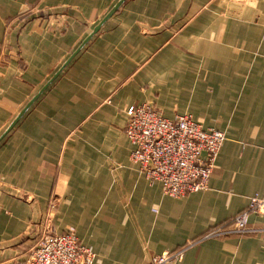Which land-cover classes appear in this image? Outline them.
I'll return each mask as SVG.
<instances>
[{
    "label": "crops",
    "instance_id": "1",
    "mask_svg": "<svg viewBox=\"0 0 264 264\" xmlns=\"http://www.w3.org/2000/svg\"><path fill=\"white\" fill-rule=\"evenodd\" d=\"M117 1L0 0V135ZM142 104L225 133L206 189L171 197L140 172L126 126ZM255 194L264 0H127L0 143V264H24L35 219L38 234L73 228L94 264H149L197 240L178 264H264V213L256 231L204 238Z\"/></svg>",
    "mask_w": 264,
    "mask_h": 264
},
{
    "label": "built area",
    "instance_id": "2",
    "mask_svg": "<svg viewBox=\"0 0 264 264\" xmlns=\"http://www.w3.org/2000/svg\"><path fill=\"white\" fill-rule=\"evenodd\" d=\"M126 133L132 161L151 181L163 183L171 197H183L206 189L226 140L223 131L205 129L191 114L167 118L150 104L129 108ZM264 213V194L251 196L248 207L232 221L211 229L204 238L256 231L250 216ZM199 241V240H197ZM197 241L152 257L149 264H178ZM95 253L81 243L72 228L59 233L44 227L34 240L24 264H94Z\"/></svg>",
    "mask_w": 264,
    "mask_h": 264
},
{
    "label": "water",
    "instance_id": "3",
    "mask_svg": "<svg viewBox=\"0 0 264 264\" xmlns=\"http://www.w3.org/2000/svg\"><path fill=\"white\" fill-rule=\"evenodd\" d=\"M127 0H118L116 4L108 11V13L102 18V20L94 27L92 32L83 40V42L78 46V48L71 54V56L66 60V62L61 66V68L54 74V76L39 90L33 98L24 106V108L20 111V113L14 118V120L10 123L8 128L0 135V143L7 137V135L15 128V126L21 121V119L25 116V114L32 108V106L38 101V99L47 91L49 86L61 75V73L65 70V68L73 61V59L81 52L83 47L89 43V41L101 30L103 25L112 18L122 7V5ZM47 12H42L40 15H45ZM38 14L34 13L29 15L27 18L23 20L26 22ZM22 198L27 202L33 204L35 201L33 197L28 195H23ZM39 220H33V226H31L30 230L27 231L23 236H21V241L26 240L28 238H35L38 232Z\"/></svg>",
    "mask_w": 264,
    "mask_h": 264
},
{
    "label": "rangeland",
    "instance_id": "4",
    "mask_svg": "<svg viewBox=\"0 0 264 264\" xmlns=\"http://www.w3.org/2000/svg\"><path fill=\"white\" fill-rule=\"evenodd\" d=\"M47 226V223L45 222V224L43 225V228ZM34 244V243H33ZM25 248H26V251H28L33 245H32V242L28 241V242H25Z\"/></svg>",
    "mask_w": 264,
    "mask_h": 264
}]
</instances>
